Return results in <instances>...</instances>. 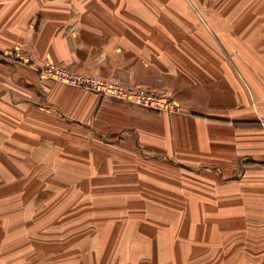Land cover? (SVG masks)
I'll return each mask as SVG.
<instances>
[{"label":"crops","instance_id":"1","mask_svg":"<svg viewBox=\"0 0 264 264\" xmlns=\"http://www.w3.org/2000/svg\"><path fill=\"white\" fill-rule=\"evenodd\" d=\"M0 264H264V0H0Z\"/></svg>","mask_w":264,"mask_h":264},{"label":"built area","instance_id":"2","mask_svg":"<svg viewBox=\"0 0 264 264\" xmlns=\"http://www.w3.org/2000/svg\"><path fill=\"white\" fill-rule=\"evenodd\" d=\"M11 54L26 62L35 59L32 52L21 47H15ZM38 71L40 78L53 79L68 85L77 86L96 92L103 97H115L156 110H180V106L165 92L125 83L118 78L79 72L65 63L47 61L38 68Z\"/></svg>","mask_w":264,"mask_h":264},{"label":"rangeland","instance_id":"3","mask_svg":"<svg viewBox=\"0 0 264 264\" xmlns=\"http://www.w3.org/2000/svg\"><path fill=\"white\" fill-rule=\"evenodd\" d=\"M162 92H165L171 99H173L172 97H171V95H170V93H168L167 91H162ZM173 101H175V100H173ZM177 103V102H176ZM178 104V103H177ZM179 105V104H178ZM180 106V105H179ZM180 110H182V108L180 107ZM154 182H157V183H159V184H163L162 182H158V181H154ZM154 182H152V183H154ZM168 186H170V187H173V185H170V184H168ZM94 201V200H93ZM166 216L168 217V218H171V221H173L174 220V218H172L171 217V215L170 214H166Z\"/></svg>","mask_w":264,"mask_h":264}]
</instances>
